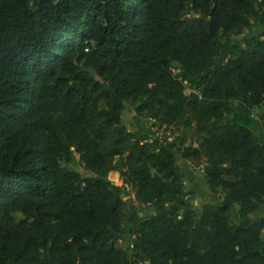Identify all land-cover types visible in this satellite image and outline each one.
I'll use <instances>...</instances> for the list:
<instances>
[{
    "label": "trees",
    "instance_id": "obj_1",
    "mask_svg": "<svg viewBox=\"0 0 264 264\" xmlns=\"http://www.w3.org/2000/svg\"><path fill=\"white\" fill-rule=\"evenodd\" d=\"M126 103L190 136L140 138ZM260 208L264 0H0V264H264Z\"/></svg>",
    "mask_w": 264,
    "mask_h": 264
},
{
    "label": "rangeland",
    "instance_id": "obj_2",
    "mask_svg": "<svg viewBox=\"0 0 264 264\" xmlns=\"http://www.w3.org/2000/svg\"><path fill=\"white\" fill-rule=\"evenodd\" d=\"M260 27H256L254 31L248 33L245 31L243 34L239 36L232 37L233 40H240L243 37H249L256 35L259 32ZM223 39V38H221ZM176 64L173 66V70L176 72ZM185 93H189V90L186 89ZM100 107H104V102L100 101ZM261 109L254 108L252 113L253 117H259ZM121 123L125 126L128 131L136 132L140 138L143 139H153V138H167L171 139L176 135H184L186 137L190 136V128L182 127L177 130L174 127H161L158 128L155 124H153V120L148 119L144 116L137 115L134 111L133 107L126 103L124 109L121 112ZM262 135V134H261ZM175 162L176 165L183 171L184 178V188L188 192L186 196V201L191 209L195 211L200 210V206L204 202H217V199L221 196V193L218 195H214L211 191L208 190L207 185L204 182L203 175L201 173L202 165L198 164L195 161L183 159L178 152L175 153ZM62 165L65 168L72 169L80 172L83 175H88L89 173L85 171L82 165L78 161V156L74 155V158L71 162H62ZM116 173H110L109 179L112 181H116V183H120V180ZM115 176V177H114ZM132 195L129 192H125L122 195V199L125 201V204L128 208L134 209L143 215L145 211L149 208L147 206H139L136 205L135 202H132ZM236 206L231 209V219L235 220L236 218ZM264 213V208H260L257 212L251 215V220L254 221L259 218V216ZM128 226L124 225L123 233L120 234L119 244L124 248L128 245V236H127Z\"/></svg>",
    "mask_w": 264,
    "mask_h": 264
}]
</instances>
